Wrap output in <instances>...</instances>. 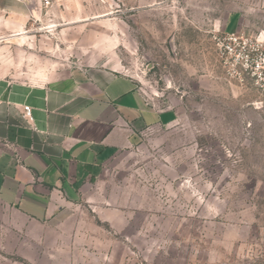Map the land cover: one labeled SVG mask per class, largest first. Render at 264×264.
<instances>
[{"label": "rangeland", "instance_id": "1", "mask_svg": "<svg viewBox=\"0 0 264 264\" xmlns=\"http://www.w3.org/2000/svg\"><path fill=\"white\" fill-rule=\"evenodd\" d=\"M233 24L261 34L263 0H50L0 41L14 79L103 67L170 115L51 222L0 205V264H264V93L221 55Z\"/></svg>", "mask_w": 264, "mask_h": 264}, {"label": "crops", "instance_id": "2", "mask_svg": "<svg viewBox=\"0 0 264 264\" xmlns=\"http://www.w3.org/2000/svg\"><path fill=\"white\" fill-rule=\"evenodd\" d=\"M43 9L41 0H0V41L27 40ZM239 26L229 31L244 33ZM169 119L144 104L132 78L103 67H75L43 82L0 71V205L33 224L51 222L117 152Z\"/></svg>", "mask_w": 264, "mask_h": 264}, {"label": "built area", "instance_id": "3", "mask_svg": "<svg viewBox=\"0 0 264 264\" xmlns=\"http://www.w3.org/2000/svg\"><path fill=\"white\" fill-rule=\"evenodd\" d=\"M44 8L50 0H41ZM221 55L237 75L248 77L254 87L264 93V36L230 33L219 40ZM23 118L31 120L29 107L23 108Z\"/></svg>", "mask_w": 264, "mask_h": 264}]
</instances>
